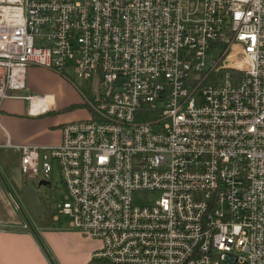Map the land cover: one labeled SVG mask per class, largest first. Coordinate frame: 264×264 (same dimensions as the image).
Returning a JSON list of instances; mask_svg holds the SVG:
<instances>
[{"label": "built area", "instance_id": "built-area-1", "mask_svg": "<svg viewBox=\"0 0 264 264\" xmlns=\"http://www.w3.org/2000/svg\"><path fill=\"white\" fill-rule=\"evenodd\" d=\"M31 66L90 116L59 145L0 148L24 174L59 170L58 206L102 243L94 260L264 264V0H0V110Z\"/></svg>", "mask_w": 264, "mask_h": 264}, {"label": "crops", "instance_id": "crops-1", "mask_svg": "<svg viewBox=\"0 0 264 264\" xmlns=\"http://www.w3.org/2000/svg\"><path fill=\"white\" fill-rule=\"evenodd\" d=\"M45 69L38 66L29 67L27 79L29 74L35 75L43 71L56 77L60 86L75 87L60 75ZM25 90H29L28 84ZM76 90L78 91L76 94L80 97L79 104L85 109V114L83 116L75 114L65 119L48 117L49 114L56 112L59 108L57 105L59 93H29L31 96H47L45 104L48 106V110L39 115L29 113V101L23 98L29 95H19L21 96L19 98L4 100L0 110V143H4L9 137L11 142L17 145H59L62 140L63 125L68 122L87 119L90 116L82 92L78 88ZM26 101H28V106ZM45 212L40 215L33 226L25 223L12 225L5 220L0 221V264L95 263L94 254L98 249L94 239L89 238L83 232L72 230L70 226L69 229L62 230L56 224V217H53L50 224H42L41 218Z\"/></svg>", "mask_w": 264, "mask_h": 264}, {"label": "rangeland", "instance_id": "rangeland-1", "mask_svg": "<svg viewBox=\"0 0 264 264\" xmlns=\"http://www.w3.org/2000/svg\"><path fill=\"white\" fill-rule=\"evenodd\" d=\"M76 83L88 93L93 90L92 83L81 80H76ZM27 84L29 87L28 91H18L14 92V94L24 96L29 95V93H59L60 96L57 101L59 108L56 112L49 114L48 117L65 119L75 114L80 116L85 114V109L79 104L80 97L76 94L78 91L73 84L74 88L71 86H60V82L56 77L50 76L43 71L35 75L29 74ZM26 105L28 106V101H26ZM21 164L20 153L17 150L0 148V221L5 220L12 225L25 223L33 226L40 215L49 207L52 210L53 217H57L56 224L62 230L69 229L70 218L61 213L58 206L62 202L64 195L59 170L54 169L50 186H40V176L24 174ZM158 196V193H148L145 201H154ZM145 201L137 198L138 203L144 204L146 203ZM94 241L99 251L102 243L97 239H94Z\"/></svg>", "mask_w": 264, "mask_h": 264}, {"label": "trees", "instance_id": "trees-1", "mask_svg": "<svg viewBox=\"0 0 264 264\" xmlns=\"http://www.w3.org/2000/svg\"><path fill=\"white\" fill-rule=\"evenodd\" d=\"M53 219V215H52V210L48 207L46 209V212L44 214V216L41 218V223L42 224H50L51 220ZM95 263H89V264H107L104 261H100V260H94Z\"/></svg>", "mask_w": 264, "mask_h": 264}, {"label": "water", "instance_id": "water-1", "mask_svg": "<svg viewBox=\"0 0 264 264\" xmlns=\"http://www.w3.org/2000/svg\"><path fill=\"white\" fill-rule=\"evenodd\" d=\"M39 185H40V186H50L51 183L48 182V181H45V180H40Z\"/></svg>", "mask_w": 264, "mask_h": 264}, {"label": "bare ground", "instance_id": "bare-ground-1", "mask_svg": "<svg viewBox=\"0 0 264 264\" xmlns=\"http://www.w3.org/2000/svg\"><path fill=\"white\" fill-rule=\"evenodd\" d=\"M37 103L39 104L40 102L38 101Z\"/></svg>", "mask_w": 264, "mask_h": 264}]
</instances>
